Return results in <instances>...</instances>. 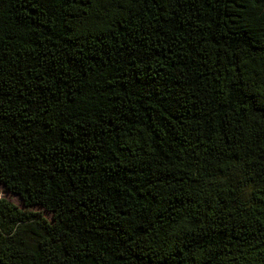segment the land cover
<instances>
[{
    "label": "trees",
    "instance_id": "trees-1",
    "mask_svg": "<svg viewBox=\"0 0 264 264\" xmlns=\"http://www.w3.org/2000/svg\"><path fill=\"white\" fill-rule=\"evenodd\" d=\"M0 185V264H264V0H0Z\"/></svg>",
    "mask_w": 264,
    "mask_h": 264
},
{
    "label": "rangeland",
    "instance_id": "rangeland-1",
    "mask_svg": "<svg viewBox=\"0 0 264 264\" xmlns=\"http://www.w3.org/2000/svg\"><path fill=\"white\" fill-rule=\"evenodd\" d=\"M0 197H5L7 199H10L12 200L13 202H15L16 204H18L20 207H23V204H22V201H21V198L13 193H10L8 191H6L4 189L3 186L0 185ZM34 209L36 210H42L41 208L39 207H35ZM44 214L48 217V218H51L52 215L46 211H43Z\"/></svg>",
    "mask_w": 264,
    "mask_h": 264
}]
</instances>
